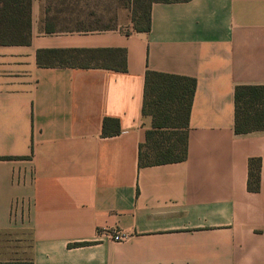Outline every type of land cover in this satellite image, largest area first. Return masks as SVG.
<instances>
[{
    "label": "crops",
    "instance_id": "obj_1",
    "mask_svg": "<svg viewBox=\"0 0 264 264\" xmlns=\"http://www.w3.org/2000/svg\"><path fill=\"white\" fill-rule=\"evenodd\" d=\"M32 2L0 43V263L264 264V128L233 101L264 86V0H154L146 31H46ZM75 49L124 69L47 53ZM146 70L194 79L183 160L137 163Z\"/></svg>",
    "mask_w": 264,
    "mask_h": 264
},
{
    "label": "trees",
    "instance_id": "obj_2",
    "mask_svg": "<svg viewBox=\"0 0 264 264\" xmlns=\"http://www.w3.org/2000/svg\"><path fill=\"white\" fill-rule=\"evenodd\" d=\"M29 3L30 0H0V43L23 44L27 42ZM143 20L144 24L136 27V31L148 29V7ZM45 29L49 31L51 28L45 27ZM98 52H103L107 58L114 61L115 67L124 69L123 51L120 49L49 50L47 53L56 64L87 67L91 63H71L68 57L76 58L81 55L90 59H98ZM193 91V78L145 71L141 110L144 114L151 116V127L145 131L144 141L138 146L137 163L139 166L180 161L185 158L188 115ZM233 101L236 132L251 128H264V86H236ZM162 117L163 123H161ZM250 122L255 124H249ZM248 164V182L253 180L257 183L258 160L250 159Z\"/></svg>",
    "mask_w": 264,
    "mask_h": 264
},
{
    "label": "rangeland",
    "instance_id": "obj_3",
    "mask_svg": "<svg viewBox=\"0 0 264 264\" xmlns=\"http://www.w3.org/2000/svg\"><path fill=\"white\" fill-rule=\"evenodd\" d=\"M151 1L154 0H33L32 4L34 14L44 29L91 31L117 28L125 31L135 30L144 24L143 16ZM68 61L75 64L100 63L97 58L81 55L68 57Z\"/></svg>",
    "mask_w": 264,
    "mask_h": 264
},
{
    "label": "built area",
    "instance_id": "obj_4",
    "mask_svg": "<svg viewBox=\"0 0 264 264\" xmlns=\"http://www.w3.org/2000/svg\"><path fill=\"white\" fill-rule=\"evenodd\" d=\"M111 238L114 240V241H121L125 238V234H123L122 232L120 231H116L114 232L112 235H111Z\"/></svg>",
    "mask_w": 264,
    "mask_h": 264
}]
</instances>
